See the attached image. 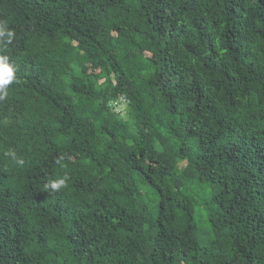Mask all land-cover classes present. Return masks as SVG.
Segmentation results:
<instances>
[{"label":"trees","instance_id":"trees-1","mask_svg":"<svg viewBox=\"0 0 264 264\" xmlns=\"http://www.w3.org/2000/svg\"><path fill=\"white\" fill-rule=\"evenodd\" d=\"M0 23V264H264V0H0Z\"/></svg>","mask_w":264,"mask_h":264},{"label":"clouds","instance_id":"clouds-1","mask_svg":"<svg viewBox=\"0 0 264 264\" xmlns=\"http://www.w3.org/2000/svg\"><path fill=\"white\" fill-rule=\"evenodd\" d=\"M14 37V31L7 27L6 23H0V43L10 44ZM14 78L13 67L9 65L7 57L0 56V100H3L7 96L6 86L11 84ZM5 155L9 157L15 164L23 166L24 159L17 156L16 152L9 150L5 152ZM68 176L57 178L55 180H49L45 184V188L51 193L53 191H59L61 188L66 187Z\"/></svg>","mask_w":264,"mask_h":264},{"label":"rangeland","instance_id":"rangeland-1","mask_svg":"<svg viewBox=\"0 0 264 264\" xmlns=\"http://www.w3.org/2000/svg\"><path fill=\"white\" fill-rule=\"evenodd\" d=\"M118 112H123V107H119ZM203 201V200H202ZM203 216V212L200 211V208L197 207L196 213H195V218H196V223L199 228V240L203 244H207L209 242L210 238V232L209 229L206 226L205 219Z\"/></svg>","mask_w":264,"mask_h":264},{"label":"built area","instance_id":"built-area-1","mask_svg":"<svg viewBox=\"0 0 264 264\" xmlns=\"http://www.w3.org/2000/svg\"><path fill=\"white\" fill-rule=\"evenodd\" d=\"M124 103H125V101L123 99H120L118 102H115L113 104V107H115L116 108V111L118 112L119 107L123 106Z\"/></svg>","mask_w":264,"mask_h":264}]
</instances>
